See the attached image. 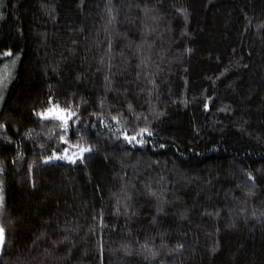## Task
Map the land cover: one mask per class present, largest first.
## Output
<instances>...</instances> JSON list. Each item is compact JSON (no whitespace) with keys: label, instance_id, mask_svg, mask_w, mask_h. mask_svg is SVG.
I'll return each instance as SVG.
<instances>
[{"label":"trees","instance_id":"16d2710c","mask_svg":"<svg viewBox=\"0 0 264 264\" xmlns=\"http://www.w3.org/2000/svg\"><path fill=\"white\" fill-rule=\"evenodd\" d=\"M3 68L0 264H264V0H0Z\"/></svg>","mask_w":264,"mask_h":264},{"label":"snow or ice","instance_id":"6c2138e0","mask_svg":"<svg viewBox=\"0 0 264 264\" xmlns=\"http://www.w3.org/2000/svg\"><path fill=\"white\" fill-rule=\"evenodd\" d=\"M51 99L52 98L49 97V101H51ZM207 107H208V105L205 104V108H207ZM36 115H38L42 118H54V119L61 121L62 127H64L65 131H67V121L72 115H75V114L74 113H68L67 109H59V107L57 106L56 108L45 109L43 112L36 113ZM0 127H3V125H0ZM142 132H146L149 136L152 134L146 128L142 129ZM122 135H124L125 140H127L129 143H132L133 141H135V143H137V144L143 143V141L137 139L136 136H130L127 134H122ZM60 139L64 143H67V141L64 139V136H61ZM161 147H163V145H161ZM90 151H91L90 148H84V147L80 148L81 163H83V153L90 152ZM67 152H68V149L66 148L65 153H67ZM55 158L66 159V160H69V161L75 163V154H73L72 156L61 155V156L57 157V153L55 151L53 152L52 156L45 157V161H50V160L55 159ZM249 178L251 179L252 177L249 176ZM5 241H6L5 231L3 228H0V247H2L4 245ZM178 247H180V246H178Z\"/></svg>","mask_w":264,"mask_h":264},{"label":"rangeland","instance_id":"374dc122","mask_svg":"<svg viewBox=\"0 0 264 264\" xmlns=\"http://www.w3.org/2000/svg\"><path fill=\"white\" fill-rule=\"evenodd\" d=\"M8 69L7 68H3L0 70V103H1V98L4 94V90L10 80V77H11V74L9 73V71H7ZM86 153V152H85ZM83 153V155L85 154ZM73 154H75V160L78 159L79 157H81V154H80V148H77V149H70L68 150L67 153H64L62 155H68V156H72ZM61 155H57V157H59ZM53 160H60L59 158H55ZM62 160H66V159H62ZM69 161V160H67ZM71 162V161H69Z\"/></svg>","mask_w":264,"mask_h":264},{"label":"water","instance_id":"95a60500","mask_svg":"<svg viewBox=\"0 0 264 264\" xmlns=\"http://www.w3.org/2000/svg\"><path fill=\"white\" fill-rule=\"evenodd\" d=\"M2 250H3V246L0 247V256H1Z\"/></svg>","mask_w":264,"mask_h":264}]
</instances>
